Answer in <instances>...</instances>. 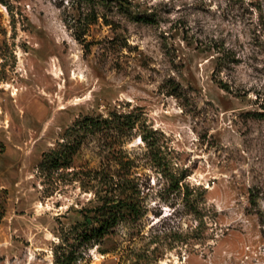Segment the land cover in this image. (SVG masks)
Returning <instances> with one entry per match:
<instances>
[{"label":"rangeland","instance_id":"374dc122","mask_svg":"<svg viewBox=\"0 0 264 264\" xmlns=\"http://www.w3.org/2000/svg\"><path fill=\"white\" fill-rule=\"evenodd\" d=\"M66 259L264 264V0H0V264Z\"/></svg>","mask_w":264,"mask_h":264},{"label":"trees","instance_id":"16d2710c","mask_svg":"<svg viewBox=\"0 0 264 264\" xmlns=\"http://www.w3.org/2000/svg\"><path fill=\"white\" fill-rule=\"evenodd\" d=\"M125 212L127 214L134 215L136 214V207L132 203H125V204H116L113 212L110 210L102 211L99 217L95 216L97 220V225L94 226L91 230L90 236L99 239L104 236V234L108 231L109 227L115 225L119 220H122ZM62 264H70V259H66L62 261Z\"/></svg>","mask_w":264,"mask_h":264}]
</instances>
